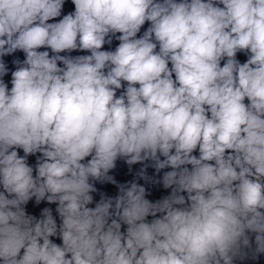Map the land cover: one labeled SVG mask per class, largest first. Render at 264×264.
<instances>
[{"label":"clouds","instance_id":"1","mask_svg":"<svg viewBox=\"0 0 264 264\" xmlns=\"http://www.w3.org/2000/svg\"><path fill=\"white\" fill-rule=\"evenodd\" d=\"M65 4L0 0V264L258 261L264 0Z\"/></svg>","mask_w":264,"mask_h":264}]
</instances>
